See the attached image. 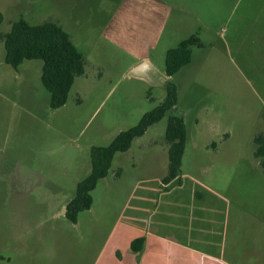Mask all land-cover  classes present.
<instances>
[{"label":"rangeland","instance_id":"374dc122","mask_svg":"<svg viewBox=\"0 0 264 264\" xmlns=\"http://www.w3.org/2000/svg\"><path fill=\"white\" fill-rule=\"evenodd\" d=\"M178 2L183 9L160 48L195 33L202 46H193L191 62L172 77L177 105L141 141L153 144L133 142L116 153L75 223L64 207L91 172L92 148L135 126L165 98L166 84L131 76V59L103 41L115 0H0V264H92L135 182L168 172L172 114L187 126L182 169L200 175L205 167V178L232 197L243 226L264 228V167L255 142L264 134V0ZM20 18L58 23L87 59L92 75L76 78L59 108L50 106L41 59L17 69L5 61L3 35ZM157 61L165 69L166 55Z\"/></svg>","mask_w":264,"mask_h":264},{"label":"crops","instance_id":"0c3cea01","mask_svg":"<svg viewBox=\"0 0 264 264\" xmlns=\"http://www.w3.org/2000/svg\"><path fill=\"white\" fill-rule=\"evenodd\" d=\"M181 9L178 0H115L101 37L131 59V76L150 86L166 84L169 76L157 59L172 48L162 50L160 44ZM87 66L85 58L81 76L88 78ZM148 130L133 141L139 148L153 144L141 142ZM169 146L165 140L167 169ZM206 173L205 167L200 175L182 169L167 184L168 172L140 177L92 264H264V228L244 227L232 197ZM140 236H146V247L138 260L131 243Z\"/></svg>","mask_w":264,"mask_h":264},{"label":"trees","instance_id":"16d2710c","mask_svg":"<svg viewBox=\"0 0 264 264\" xmlns=\"http://www.w3.org/2000/svg\"><path fill=\"white\" fill-rule=\"evenodd\" d=\"M2 21L3 13L0 12V23ZM3 39L6 48L5 61L14 68H19L25 60L43 61L42 82L50 92V106L54 109L63 106L68 100L76 78L85 72L84 54L73 42L70 34L56 22L32 24L27 19L20 18L12 23L11 29L4 33ZM196 45L202 46L197 33L170 48L165 61V71L169 76L165 98L156 107L147 111L135 126L117 134L109 145L92 148L91 172L78 183L75 197L67 204L65 216L69 220L76 223L80 212L91 208L92 191L101 179L108 176L116 153L129 150L137 137L142 136L150 126L159 122L177 105L178 86L171 77L191 62L193 46ZM165 137L170 145L168 174L163 178L167 184L182 174V160L188 140L183 116L176 114L169 116ZM255 142L256 155L261 157V164L264 167V134L256 136ZM131 247L137 252L139 260L146 247V236L133 239Z\"/></svg>","mask_w":264,"mask_h":264},{"label":"water","instance_id":"95a60500","mask_svg":"<svg viewBox=\"0 0 264 264\" xmlns=\"http://www.w3.org/2000/svg\"><path fill=\"white\" fill-rule=\"evenodd\" d=\"M64 210L66 211L67 210V207H64Z\"/></svg>","mask_w":264,"mask_h":264}]
</instances>
